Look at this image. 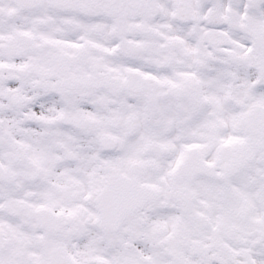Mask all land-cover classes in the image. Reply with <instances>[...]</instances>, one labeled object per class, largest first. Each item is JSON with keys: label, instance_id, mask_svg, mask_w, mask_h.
<instances>
[{"label": "snow or ice", "instance_id": "6c2138e0", "mask_svg": "<svg viewBox=\"0 0 264 264\" xmlns=\"http://www.w3.org/2000/svg\"><path fill=\"white\" fill-rule=\"evenodd\" d=\"M0 264H264V0H0Z\"/></svg>", "mask_w": 264, "mask_h": 264}]
</instances>
